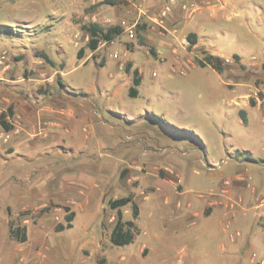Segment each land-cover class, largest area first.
Returning a JSON list of instances; mask_svg holds the SVG:
<instances>
[{"label": "rangeland", "instance_id": "rangeland-1", "mask_svg": "<svg viewBox=\"0 0 264 264\" xmlns=\"http://www.w3.org/2000/svg\"><path fill=\"white\" fill-rule=\"evenodd\" d=\"M145 1L117 0L115 6L102 7L101 0H0V28L11 26L13 30V35L0 33V109L5 106L3 99L7 90L26 98H58L63 102L60 109L76 111L77 118L71 121L78 123L70 121L67 128L59 131L57 140L49 139L45 145L47 151L28 148L25 160L13 161L0 171L4 181L11 175L19 180L10 179L9 184L4 183L0 188V246L14 248L10 226L32 228L31 240L39 250L31 249L27 257L35 264L76 263L78 255L67 262L61 246L67 242L80 246L98 241L102 218L109 219L112 226L115 222L116 211L110 209L108 201L126 196H132L135 201L146 197L154 193L155 181L165 182L181 194L183 178V187L200 201L232 198L239 204L244 201L245 191L251 190L243 179L246 175L254 185L260 186L262 182L259 191L264 194V168L248 162L236 166L233 161L239 156L242 160L264 159L263 125L251 116L245 127L238 116L243 104L264 114V0H244L243 9L233 17L228 2L225 6L222 4L224 13L213 14L207 7L218 5V0H207L206 4L189 0L199 9L190 16L195 28L180 34L173 53L180 48L196 64L202 52L217 56L223 64L222 87L206 67L184 69L185 75L180 74L179 68L172 71V66H177L172 61L173 55L164 49L163 60L155 43L163 48L156 36L168 33L167 22L181 8L175 6L162 18L166 0L154 10L145 7ZM133 7L140 17L136 20L130 14L124 17V10ZM94 23L104 29L121 26L124 34L112 43H100L92 52L86 47L89 35L83 26ZM130 30L133 37L129 36ZM192 33L196 35V44L190 46L184 41ZM139 38L144 46L140 45ZM134 46L144 48L129 55ZM80 49L83 51L79 58ZM145 52L148 55L144 57ZM129 58L143 71L140 93L135 99L127 96L133 70L130 63V71L125 72ZM108 82L107 87H101ZM230 99L234 100L232 107L226 104ZM251 101L254 106L250 105ZM79 106H84L86 111ZM13 117L16 125L13 131H16L21 127L22 118L14 112ZM40 122L42 133L48 132L46 121ZM69 133H77L79 137ZM5 136L0 129V139L5 140ZM148 146L145 156L143 149ZM94 165L106 168L108 184L100 188L99 196L94 194L96 188L82 190L89 196H98L103 209L97 202L92 216L84 218L77 213L73 229L55 232L58 224H65V207L72 208L69 203L62 204L67 198L58 180H51L45 186V196L50 200L46 198L44 207L27 209L10 218L5 213L4 218L3 207L10 206L17 212L27 202L22 193L31 197L27 204L35 205L44 199L40 188L33 194L29 188L31 173L37 169L47 174L74 166V171H78ZM236 172L242 174L236 176L240 178H225ZM140 203L142 207L148 204ZM122 213L124 220L132 219L131 206L122 208ZM252 223L256 224L255 235L245 234L247 227L238 224L232 227L234 232L229 237L242 244L243 250L239 253L246 263L249 254L250 264H264L258 249L250 252L255 236L264 237V218L259 217ZM137 225L141 234L132 244L111 248L110 245L105 253L115 256L134 250L142 243L152 245L154 242L147 239L145 218H140ZM183 229L195 233L196 227L188 228L186 221L179 230ZM170 234L172 246L151 264H181L179 261L186 260V253L195 256L193 264H216L217 259L221 264H233L232 258L229 261L219 258V240L212 242L204 236L197 241H181L174 232ZM91 243L90 250L96 248ZM84 253L88 255L89 251Z\"/></svg>", "mask_w": 264, "mask_h": 264}, {"label": "crops", "instance_id": "crops-1", "mask_svg": "<svg viewBox=\"0 0 264 264\" xmlns=\"http://www.w3.org/2000/svg\"><path fill=\"white\" fill-rule=\"evenodd\" d=\"M161 1L162 0H146L144 5L145 7H149V8L153 7L154 10L155 7L159 6ZM243 1L244 0H218L219 4L216 5L217 7L216 6H213V8L207 7V9H212L213 14H217L216 13L217 11L219 12L218 14L222 12L224 13L222 7L227 5L226 3L228 2L232 6L231 7L232 12L230 13L232 14L233 17V16H237L239 14V11L243 9L242 7ZM199 2L200 4L209 3V1L207 0H199ZM93 3L94 1H92V4ZM222 4H224V6ZM102 7H104V5ZM123 14L124 17L126 16L129 17L128 15L130 14L132 20H136L138 17H140L139 13L137 14V10L134 7L132 8V10L125 9ZM173 16H174L173 19H170L169 22H167L168 26L166 28V31L168 33L163 32L162 36H156L158 39H160L159 44H161V47L163 48H160L157 43H155V45L158 48L157 52H160L163 55V60H164V49L169 50V53L173 55L172 57L173 63L177 65L176 67L172 66V71L175 72L176 68H179L178 71L180 72V74L185 75L186 71L184 69L191 70L194 68H198L199 66L196 63H194L192 57L188 56L187 53L180 50V48L176 50V54H174L173 51L175 46H178L177 44L179 43V39L181 38L180 34L187 30H193L195 28V24L192 21L190 15H188L187 11H183L181 9L176 10ZM154 19L156 20V17ZM117 38H119V36L116 37L115 39ZM139 48H144V47L134 46V49L131 50L129 55L134 54V52ZM146 55H148V52L144 53V57ZM262 56H263L262 58L264 59V51ZM130 63H132L133 70L134 69L138 70L142 82V76H143L142 68L137 67L132 58H129V64ZM206 68L210 69V71L216 75V77L219 79L220 82L219 85L220 87H222L220 73H217L215 70H213L210 67H206ZM153 75L155 74L153 73ZM111 79L112 78H110V80ZM109 84L110 82H108L107 85H103L101 87H107ZM131 85H132V77H131ZM140 85L137 87V89L140 87ZM139 93L140 91L138 89V95ZM230 93L232 92L230 91ZM127 96H128V92H127ZM3 101L5 102L4 104L5 106L4 108L0 109V114L5 112L8 108H11L12 117H7V118L9 119L8 123H10L13 126V129L9 132H6L0 126V129L3 130L6 135L5 140L0 139V171L4 170V168H6L8 164L12 163L13 161L25 160L26 159L25 153L28 148L37 149V150L42 149L43 152L47 151V148H45L46 142L49 139L57 140L61 135L59 131L62 130V128H67L69 122L74 118L75 119L77 118L75 110L60 109V106H62L63 102L58 98L56 99L54 98L43 99L39 97L26 98V96H24L23 94L21 95L16 94V92L11 93L10 91L7 90L5 92V97ZM233 101L234 100L230 99L226 103L227 106L232 107L231 102ZM241 110L245 112V120H246L245 123L241 120L239 116V112ZM13 112L18 113L22 118L21 127H19V129L16 131H13L14 127L16 126L13 122L14 120ZM238 116L241 124L245 127L248 125L249 118L252 116L255 120L260 121V123L263 125L264 128V114L257 113L252 107H248L247 105L243 104L238 110ZM41 120L46 121V125H47L46 130L48 132L42 133L41 129H39V125H41L40 122ZM71 122L76 123L75 121H71ZM69 134L74 135V137L76 138L79 137L77 133L75 134L69 133ZM84 140H86L85 142H88L89 137L88 139H84ZM64 148L67 149L66 147ZM149 148L150 147L148 146L146 149H143L144 152L143 155L146 156V153L149 152L148 151ZM68 150L70 151L72 149H68ZM235 151L241 153L238 150ZM150 160L152 159L150 158ZM233 161H234V165L236 166H244L248 162L253 165H257L264 168V159L254 160L253 158L250 157L248 160H244V159L242 160L240 159L239 156L237 159ZM204 164L205 163H203V165ZM73 168L51 171L48 172L47 174L44 172L41 173L37 169L33 174L31 173V176L29 178L30 180L28 181L30 182L29 188L31 189L32 194L34 193V190L36 188H40L44 196H45L44 188L48 184V182H50L51 180L59 181L60 184L59 186L61 187L60 190L63 192V194H65L67 198L66 201L62 204H68V203L71 204L70 207L72 208L70 212L74 213V218L71 222L72 228L66 230L73 229L74 222L78 220L77 213H79V215H82V217L84 218H88L92 216L94 210V204L97 202L100 203V206L103 209V206L101 205V200L98 198V196L101 190L100 188H103L108 184L107 182L108 175L106 173V168L104 166L98 167L94 165L91 167L81 168L78 171H74ZM85 172H89V173H85ZM94 174H96V176H94ZM237 175H242V174L236 172L235 175H233L232 177L226 176L225 178L237 179L241 177V176L236 177ZM10 179L19 181L18 178L14 177V175L8 176V178H6L5 181L4 179L0 178V188L3 187L4 183L5 185L9 184ZM243 179L245 182H248V188H250L251 190L250 192L245 191L246 193L243 199L244 201L243 202L239 201V204L237 201L232 200V198L200 201L195 196H191L190 193L183 187L184 185L182 181L183 178L181 179V184L183 189V192L181 194L175 193L174 188L169 184L161 181H155L152 184L155 187L154 193L149 194L146 197H141L136 201L133 199V201L138 206L139 214L137 219L133 220V219L125 218L126 221L129 220L134 221L137 229L140 230L138 235L136 236H139L141 234V229L138 227L137 221L140 218H145L148 231L147 233L146 231H144V233H146L148 237L147 238L148 241L155 243V244L152 243L153 246L149 243L148 244L142 243L134 250H131L129 252L126 253L121 252L115 256L113 254L108 255V253H105L104 250L105 248H108L110 245H111L110 248L113 246L110 242V233L113 226L110 224L109 219L103 217L102 220L100 221V226H99L100 237L98 241L96 240V242H92V243L86 242L84 245H80V246L79 245L73 246L72 244L67 242L61 246L64 258L67 262H69L77 254L78 259L76 260V263L70 262V264H97V262H99V264H151L153 260L161 259L163 257L161 253L163 252V250H167L172 246L170 244V237H171L170 233L174 232V234H177L178 239L181 241L182 240L187 241L191 239L197 241L200 240V238H203L204 236L205 238H207V240H211L212 242H214L215 240H219L220 242L218 243V248H217V250L220 252L219 253L220 255H218L219 258H222L226 261H229L232 258L233 264H247V263L250 264L252 261L250 259L249 254H247L246 256L247 257V263H246L245 261L246 259L244 260L243 254L241 255L239 253V251L243 250L242 244L235 243L234 241H232L229 235L234 232L232 227H237L238 224H242L245 227H247L245 234L249 236L256 234L254 230L256 224H253L252 221L253 220L257 221L259 217L264 218V194H262V192L259 191V189L261 188L260 186L262 185L261 181L259 182V184H261L259 186L258 184L254 185L252 183V178L251 179L246 178V175L244 176ZM215 185H219V182L215 183ZM83 188L98 189L94 193L95 195L98 196L96 197L94 195L89 196L88 193H86V191L82 190ZM234 191L236 192V190ZM21 197L27 200V202L30 201L31 199V197L27 193H22ZM46 198L47 199L49 198L47 194L40 203L38 202L35 205L33 202L31 204H27L26 202L24 203L22 208L19 209L17 212L13 211L10 206L3 207L2 212L4 214V218H6V216L7 218L19 216L21 212L27 209L36 210L42 208L45 206V202L47 200ZM140 202H144V204L146 203L148 204L142 207ZM5 213L7 214L6 216ZM186 221L188 228L196 227V229L194 230L195 233L192 232L187 233V231H184V229L179 230L180 228L184 227ZM102 225H104V227H102ZM249 225H251V227ZM30 229L32 228H25L27 239L23 243L17 242L9 234V236L13 240L12 243L14 245V248L7 249L9 247L0 246V264H35L34 260H30L31 258L27 257L28 254L31 252V249L35 248L36 250H39V248L35 246L37 244L33 243V241L31 240L30 231H29ZM64 231L65 230L61 232H56V231L55 232L62 233ZM179 233L181 234L180 237H179ZM251 242L252 244L255 245L251 246L250 252L252 250L257 251L258 249L260 254H262V257L264 258V237L260 238L255 236V238ZM90 243L96 245V248L90 250L88 246ZM182 249H184L185 251L186 246H183ZM85 250L89 251L88 255H85L84 253ZM1 251L4 253H1ZM16 252H18L17 255ZM19 253L22 254L25 253V255L19 256ZM185 256H186V260H182L179 262L181 264H193L195 260V256H192L189 253H186ZM97 257H99V260L97 259ZM140 257L142 258L141 260ZM148 258L149 260H147ZM217 260L218 261L216 264H221L220 260L219 259Z\"/></svg>", "mask_w": 264, "mask_h": 264}, {"label": "trees", "instance_id": "trees-1", "mask_svg": "<svg viewBox=\"0 0 264 264\" xmlns=\"http://www.w3.org/2000/svg\"><path fill=\"white\" fill-rule=\"evenodd\" d=\"M117 0H102L100 3L101 5H110L115 6L117 5ZM83 30L86 31V33L89 35V40L87 43V48L95 52L98 49V46L100 43H110L112 42L116 37L120 36L123 33V28L121 26H113L109 27L107 29L102 28L99 24H89L87 26H83ZM0 33L3 34H9L13 35V30L11 26H2L0 28ZM187 41L189 42L190 46H193L196 44V35L195 34H189L187 36ZM139 42L141 46H144V42L142 38H139ZM83 49H80L78 52V57L80 58L82 54ZM150 52L152 54L153 50L150 48ZM46 59V56H44ZM196 62L199 67H210L213 70H215L217 73H221L223 71V64L222 61L212 54H208L207 52H202V58L196 59ZM264 67V64H263ZM131 69V64H126L125 66V72H129ZM141 83V78L139 75V72L137 69H134L132 71V85L128 89V97L129 98H136L138 96V89L137 87ZM251 106H254V102H250ZM239 116L241 120L245 123V112L240 111ZM7 117H12V111L11 108H8L5 112L0 114V126L3 130L6 132H9L13 129V126L6 122ZM127 205L131 206L132 209V219L136 220L138 217V206L133 201L132 196H126L115 200H109L108 206L110 209L116 211V218L113 225V228L110 233V242L113 246L116 247H124L127 245H130L133 241L136 235H138L139 230L137 229L134 221L129 220L126 221L123 219V213L122 208L126 207ZM66 215L64 216V222L65 224H58L55 227L56 232H61L66 229L72 228V220L74 218V213L70 212V209L68 207H65ZM10 236L16 240L17 242L23 243L26 241V230L24 227H10L9 229Z\"/></svg>", "mask_w": 264, "mask_h": 264}, {"label": "built area", "instance_id": "built-area-1", "mask_svg": "<svg viewBox=\"0 0 264 264\" xmlns=\"http://www.w3.org/2000/svg\"><path fill=\"white\" fill-rule=\"evenodd\" d=\"M175 6H180V8L184 11H187L188 15H190V16L194 15L199 10L195 4L189 3V0H166L165 7L161 12V17L163 18V17H166L167 15H169L171 13V10ZM159 23H163V21H160ZM129 36L133 37V32L131 30L129 31ZM187 42L188 41H186V40L184 41L185 44H187ZM188 44H189V42H188ZM113 219L114 218H112V220ZM255 257H256V255L254 254L253 258H255Z\"/></svg>", "mask_w": 264, "mask_h": 264}]
</instances>
